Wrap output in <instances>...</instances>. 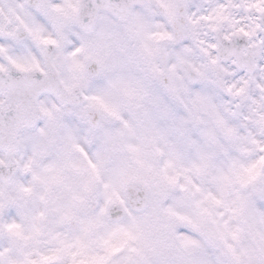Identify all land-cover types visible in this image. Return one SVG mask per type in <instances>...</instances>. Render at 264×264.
I'll return each instance as SVG.
<instances>
[{
  "label": "snow or ice",
  "instance_id": "1",
  "mask_svg": "<svg viewBox=\"0 0 264 264\" xmlns=\"http://www.w3.org/2000/svg\"><path fill=\"white\" fill-rule=\"evenodd\" d=\"M0 264H264V0H0Z\"/></svg>",
  "mask_w": 264,
  "mask_h": 264
}]
</instances>
